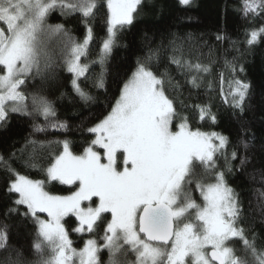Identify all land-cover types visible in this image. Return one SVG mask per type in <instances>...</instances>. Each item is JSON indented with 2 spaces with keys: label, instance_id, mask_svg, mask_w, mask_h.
<instances>
[{
  "label": "snow or ice",
  "instance_id": "snow-or-ice-1",
  "mask_svg": "<svg viewBox=\"0 0 264 264\" xmlns=\"http://www.w3.org/2000/svg\"><path fill=\"white\" fill-rule=\"evenodd\" d=\"M142 2L0 0V127L9 123L12 114H20L33 121L44 118L43 124L33 123V132L67 131L69 125L57 118L54 101L26 89L37 78L57 91L70 84L87 104L94 97L81 86V79L98 65L94 86L106 92L109 60L119 36L134 25ZM191 2L179 0L181 5ZM103 9L106 34L96 58L82 62L94 40L91 21ZM57 10L62 16L79 15L85 27L82 40L64 23H49ZM240 11L250 21L244 39L248 50L264 44V24L255 23L264 19V0H241ZM162 49V44L149 47L137 56L110 110L87 128L93 138L82 151H74L67 138L29 137L18 149L20 159L42 178H30L5 165L12 197L6 216L31 222L37 258L28 260L22 250L12 249L3 264H129V255L135 257L130 264H264V245L258 246L255 235L250 238L242 226V194L228 178L233 173L231 161L239 159L242 168L248 157H240L236 148L229 156L228 136L193 127L190 117L177 110L166 87L172 78L167 70L159 72ZM169 60L187 74L192 88H200L203 74L211 72L209 64L185 59L182 48L174 46ZM237 64L235 59L225 61L228 75L219 73V95L234 116L242 117L251 86L240 76L243 65ZM208 87H213L212 81ZM66 94L61 92V98ZM181 104L192 108L199 121L217 123L210 103ZM240 144L245 150L249 147L246 139ZM221 156L223 167L218 163ZM57 184L66 186L63 192L54 190ZM71 233L81 237L82 247L74 246ZM85 235L89 238L83 239ZM9 241L4 225L0 252L9 251Z\"/></svg>",
  "mask_w": 264,
  "mask_h": 264
},
{
  "label": "trees",
  "instance_id": "trees-1",
  "mask_svg": "<svg viewBox=\"0 0 264 264\" xmlns=\"http://www.w3.org/2000/svg\"><path fill=\"white\" fill-rule=\"evenodd\" d=\"M241 0H192L190 5H181L179 0H143L134 25L126 29L118 39V46L114 48L113 55L109 60L108 89L97 90L94 86L99 66L93 65L87 73V79H81V86L92 94L94 99L87 104L81 101L71 90V85L55 86L43 82L37 78L27 92H40L54 101L57 118L69 125L67 131L47 129L46 132H33V123L43 124L44 118L37 116L32 118L12 114L10 121L4 127H0V228L8 226L10 234V249L8 252H0V264L12 249L22 250L24 257L35 260L37 257L32 250L33 226L30 221H23L22 217L14 214L6 216L7 209L12 206V197L7 191L9 172L6 164L17 170L22 175L30 178H42L41 174L32 168L26 167L24 160L20 159L18 149L23 147L26 138L37 140H62L67 138L73 145V150L80 152L93 137L87 131L99 119H102L109 105L114 102L118 95L121 82L126 79L135 67L137 56L146 54L149 47L156 48L163 45L159 61V72L167 70L172 78V84L167 85L168 94L176 99V108L181 114L188 115L193 127H200L204 131L215 130L228 136L230 144L227 152L230 156L233 148L239 151L240 157L245 155L248 162L241 168L240 160H232L233 173L228 178L232 186L241 192L244 216L242 226L248 231L249 237H256L258 246L264 245V44H258L248 50L244 43L245 30L250 26L240 11ZM106 9L98 13L91 21L94 30V40L91 42L89 55L82 58V62L94 60L99 51L101 39L106 34L105 15ZM49 23H64L72 30L74 36L83 39L85 33L84 24L81 23L78 14L62 16L59 10L49 17ZM257 25L264 24V19L255 22ZM217 35H222L223 40H217ZM175 42L174 45L172 42ZM182 48L185 59L193 63L197 59L209 64L211 72L203 74V83L200 88H192L187 83V74L182 73L169 57L173 55V47ZM180 55V52L175 53ZM238 62L243 65L244 72L240 73L250 83V94L247 99L246 113L242 117L232 114V110L222 103L219 95V73L228 75L225 61ZM61 73V78L63 77ZM168 77H165L167 80ZM213 82V87H208V82ZM176 84L180 87L177 89ZM227 90V84L224 85ZM67 94L61 98L60 93ZM186 105L195 103H210L212 111L217 114V123L211 121H199L197 114ZM30 103V101H29ZM241 139H246L249 147L247 150L240 144ZM13 153H16L13 157ZM27 157H25L26 159ZM218 163L224 166L223 156L219 157ZM52 187V185H49ZM194 187V186H193ZM65 186L55 185L57 192H63ZM198 197V193H195ZM74 226L73 221H69ZM70 238L76 247H82L83 240L76 233H71ZM89 238L87 235L83 239ZM238 253L240 244L236 242ZM105 251L102 257L105 260ZM13 257L15 253H11ZM106 261V260H105Z\"/></svg>",
  "mask_w": 264,
  "mask_h": 264
},
{
  "label": "rangeland",
  "instance_id": "rangeland-1",
  "mask_svg": "<svg viewBox=\"0 0 264 264\" xmlns=\"http://www.w3.org/2000/svg\"><path fill=\"white\" fill-rule=\"evenodd\" d=\"M198 172H199V170H198ZM66 187V186H65ZM199 195V194H198ZM106 252V251H105ZM107 258H108V254H107V252L105 253V260H107ZM135 259V257H134V255H129L128 256V261H129V264H130V262L132 261V260H134Z\"/></svg>",
  "mask_w": 264,
  "mask_h": 264
}]
</instances>
